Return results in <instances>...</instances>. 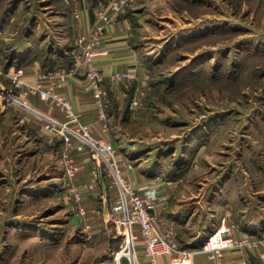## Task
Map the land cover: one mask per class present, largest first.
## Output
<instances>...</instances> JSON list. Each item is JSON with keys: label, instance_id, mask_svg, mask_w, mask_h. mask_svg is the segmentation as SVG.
<instances>
[{"label": "rangeland", "instance_id": "obj_1", "mask_svg": "<svg viewBox=\"0 0 264 264\" xmlns=\"http://www.w3.org/2000/svg\"><path fill=\"white\" fill-rule=\"evenodd\" d=\"M74 1L0 0L2 66L27 46L45 72L70 71ZM128 9L132 44L151 59L142 82L114 81L124 94L119 109L107 96L112 131L154 145L157 160L161 151L173 200L226 182L235 224L262 216L264 0H132ZM15 105L0 100V264H137L136 229L118 207H80L66 191L74 176L63 133L45 120L32 126Z\"/></svg>", "mask_w": 264, "mask_h": 264}, {"label": "crops", "instance_id": "obj_2", "mask_svg": "<svg viewBox=\"0 0 264 264\" xmlns=\"http://www.w3.org/2000/svg\"><path fill=\"white\" fill-rule=\"evenodd\" d=\"M105 1H74L73 8L71 7L72 11H69L68 16L69 22H73L77 36L89 31L93 22L95 7L105 3ZM130 13V9L125 14L119 13L115 16L113 23L105 25L100 45L105 47L108 53L93 58L101 73L102 84L107 96L111 95L116 99L115 109L120 108V103L117 101L124 94V91L122 87L118 88L114 82L108 81L107 77L111 73L131 69L135 73L133 77L135 81L142 82L143 78H146L143 74L144 65L142 63L151 59L147 53L141 52V49L132 44ZM0 20L3 19L0 18ZM2 27L1 25L0 30H2ZM26 47L18 49V54L9 53L7 61H3L5 62L4 66L0 62L4 70L13 71L20 68L22 72L20 78L23 84L20 85H15L12 81L0 75V87L10 89L18 102L24 101L25 103L23 106L17 105L19 107L15 105L14 108L19 109L21 112H27L29 116L25 118L31 120L32 126H38L40 124L39 120H45L48 124L49 121L63 122L66 118L60 112L59 107L55 106L53 101L42 99L37 94L31 93L29 85L40 81L44 88L52 87L54 91L64 97L66 96L79 120L89 125L94 136L103 139L114 148V156L118 164V176L129 182L136 191L135 193L146 200L147 208L156 217L155 228L157 232L167 234L169 238L174 239L180 249L196 250L203 243L207 234L220 225L222 218L225 217L224 223L233 220L229 209L233 193H231L228 183L225 182L221 188L222 191L218 193L214 192L213 185L207 184L203 188L204 191L201 194L199 193V196L173 200L172 192H169L173 187L172 182L167 178H163L161 151L159 152V160H157L154 145L150 147L143 145L144 149H142L138 143L144 142L140 139L129 138L119 130L112 131L110 114L108 116L109 126L105 130L102 129L100 121L97 120L96 108L93 107L91 92L87 88L82 71L76 69L71 74L61 71L45 72L42 63L31 53L32 51L25 52ZM60 72L62 74L58 78L47 76V73L56 76ZM38 73H42L44 76L39 78ZM1 78L5 81H1ZM0 100L2 101V99ZM9 103L5 102V104ZM72 140L74 146L78 140L74 138ZM64 149V144H61L60 150ZM68 153L76 166V174L69 181V185L64 186L69 194H71L70 191L79 192L81 196L79 200L80 207L100 203L103 208L107 206L118 207L116 210L118 213H122L126 208L127 199L121 193L116 178L107 165L86 146L81 150L71 147ZM89 182L91 183L90 187L87 186ZM69 186L73 190L69 189ZM210 194H212L211 198L208 197ZM257 195L259 199L264 200V190L261 189ZM217 203L220 205L219 211L215 209ZM263 205L264 202L261 203V206ZM244 212L243 209L240 210V214ZM260 212L262 216L253 221H247V218L243 219L244 217L241 215L242 224H235L231 235L237 238L244 235L254 236L264 230V209ZM71 218H77V214L74 213ZM136 232L133 239L136 240L134 252L138 256L137 264H173L174 260L179 257L177 254L171 257L159 256V258L157 257L151 261L142 252L140 236ZM260 251H264V246H258L255 249H229L224 252L221 262L223 264H259L257 255ZM212 260L208 253H195L191 259L193 263L199 264H213Z\"/></svg>", "mask_w": 264, "mask_h": 264}, {"label": "built area", "instance_id": "obj_3", "mask_svg": "<svg viewBox=\"0 0 264 264\" xmlns=\"http://www.w3.org/2000/svg\"><path fill=\"white\" fill-rule=\"evenodd\" d=\"M132 0H106L105 4H100L94 9V17L91 28L85 34L80 35L76 41L74 51V66L67 73L71 74L76 69H81L87 88L91 92L93 107L96 108L97 120L101 123L102 129H107V92L102 84V76L95 65L93 58L100 55H105L108 50L102 47V34L106 24L113 23L115 16L123 13L128 4ZM21 69L17 68L13 71L4 70L0 65V75L14 81L15 85L23 84L21 80ZM134 71L131 69L114 72L107 77L110 82L128 81L134 77ZM39 78L44 74L38 73ZM47 76L53 77L51 73ZM31 93L37 94L45 100H51L55 106L59 107L60 112L65 116L63 122H50L47 126L51 130L63 133L65 149L61 155L64 157L65 171L69 178L73 177L76 171V166L69 157V149L74 147L76 150H81L87 147L96 157L101 159L110 169L112 175L116 178V183L121 193L126 197L127 204L122 212V223H127L134 227L140 236L142 252L151 261L159 256H175L177 257L173 264H199L191 261L195 253H208L213 264H223L221 258L226 250L233 248L255 249L258 246H264V230L254 236L244 235L240 238L233 237L232 230L235 228L234 221L224 223L225 217L216 228L212 229L203 240V243L196 250L180 249L177 242L171 239L167 234L157 232L155 228L156 217L147 208L146 200L139 196L134 191L131 184L118 176V164L115 158V150L106 143L103 139L94 136L88 124L81 122L78 115L73 111L71 103L66 96L54 91L52 87L44 88L40 81L29 85ZM0 98L5 102H17L18 105H25L24 101L18 102L10 89L0 87ZM134 102L130 107L134 106ZM77 139L78 142L73 146L72 139ZM111 184V183H110ZM90 187L91 183H87ZM71 196L75 201L80 200V194L77 191H70ZM259 264H264V251L258 253ZM182 260V261H181Z\"/></svg>", "mask_w": 264, "mask_h": 264}, {"label": "trees", "instance_id": "obj_4", "mask_svg": "<svg viewBox=\"0 0 264 264\" xmlns=\"http://www.w3.org/2000/svg\"><path fill=\"white\" fill-rule=\"evenodd\" d=\"M0 14H1V12H0ZM1 16V15H0ZM1 18V17H0Z\"/></svg>", "mask_w": 264, "mask_h": 264}]
</instances>
